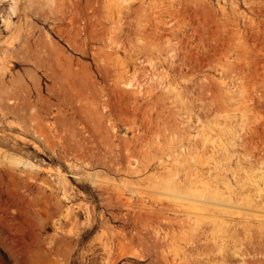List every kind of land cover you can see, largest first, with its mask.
<instances>
[{"label": "rangeland", "instance_id": "374dc122", "mask_svg": "<svg viewBox=\"0 0 264 264\" xmlns=\"http://www.w3.org/2000/svg\"><path fill=\"white\" fill-rule=\"evenodd\" d=\"M32 1L35 15L33 7L29 13L25 2H18L20 18H12L11 32L0 17V264H161L155 238L164 242L166 225L190 232L194 215L159 209L150 196L158 176L182 178L197 172L249 177L264 190V0H92L95 9L100 3L96 11L89 0H53L56 5H45L49 13L53 9L48 17L43 16L45 7ZM115 1L125 6L113 17ZM108 6L111 12L106 14ZM139 20L145 24H135ZM86 23L90 30L98 27L93 31L99 35L91 31L97 36L92 41L85 40L84 34L91 38ZM17 26L23 27L19 37ZM135 29L145 32L139 36L150 41V49L158 43L153 58L142 65L105 63L110 54L124 58ZM71 39L77 51L69 45ZM179 45L185 55L176 50ZM91 48L102 52L99 60ZM47 51L49 56L41 58ZM98 64L104 65L102 70ZM143 70V77L149 71V79L142 78ZM145 82L150 85L145 87ZM79 90L87 94L81 96ZM76 153L86 161L80 156L76 160ZM10 155L59 168L66 186L52 180L49 168L11 165ZM140 202L144 209L137 206ZM260 216L250 222V241L260 243L258 251L250 244L247 257H233L230 264H247L248 258L250 264H264V214ZM72 224L77 228L74 236L59 235L58 229ZM256 260L261 262H251Z\"/></svg>", "mask_w": 264, "mask_h": 264}, {"label": "bare ground", "instance_id": "6f19581e", "mask_svg": "<svg viewBox=\"0 0 264 264\" xmlns=\"http://www.w3.org/2000/svg\"><path fill=\"white\" fill-rule=\"evenodd\" d=\"M19 1H21V0H0V17L2 18V21L1 22H3V24H2V26L4 25V27L6 28V30H7V32H11V30L13 29H11V26H12V18H18V20H19V18H20V15H19V13L17 12V4H18V2ZM45 1V2H44ZM52 1V5H56V4H54V3H57L58 2V0H57V2H53V0H36V2H35V4H36V6L38 5L39 7L41 6V5H43V8L45 7V5H46V3H49V2H51ZM55 1V0H54ZM90 2L92 1V0H89ZM100 1H102V0H100ZM111 0H108V2H110ZM123 1V0H122ZM132 1V0H131ZM142 1V0H141ZM188 1H190V0H188ZM205 0H203V1H200V4L202 3L203 4V2H204ZM25 2V4H26V7L25 8H28V9H30V8H32L33 7V4H34V1H32V0H23V3ZM75 2H79L78 0H75ZM93 2V1H92ZM97 2V1H96ZM45 3V4H44ZM87 3H89V2H87ZM98 3H99V1H98ZM113 3V2H112ZM150 3V2H149ZM195 4H196V2H194ZM50 4V5H51ZM91 4V3H90ZM100 4V3H99ZM99 4L97 5L98 7H100L99 6ZM192 4V3H191ZM49 5V4H48ZM51 5V6H52ZM62 5V4H61ZM86 5H89V4H86ZM92 5V4H91ZM93 5H94V2H93ZM92 5V6H93ZM141 5H143V4H141ZM147 5H149V4H147ZM199 5V4H198ZM47 6V5H46ZM85 6V5H84ZM95 6H96V3H95V5H94V9H95ZM124 6L125 5H123V3L122 2H117V1H115V3H114V5H113V8H112V10H113V12H114V14L112 15L113 17L115 16V14H120V13H122V10H123V8H124ZM140 6V5H139ZM42 7V6H41ZM40 7V8H41ZM61 7V6H60ZM59 7V8H60ZM69 7H71V2H70V6ZM89 8L91 7V6H88ZM98 7H96V9L98 8ZM34 8H36V7H33L32 8V11H33V13L35 12L34 10ZM50 8V7H49ZM129 8V7H128ZM165 8V7H164ZM200 8H202V5H200ZM34 9V10H33ZM45 9V10H44ZM43 10L44 11H46L47 9H46V7L44 8ZM52 9V8H51ZM62 8H60L59 9V11L61 10ZM73 9V8H72ZM76 9V8H75ZM92 9H93V7H92ZM96 9H95V11H96ZM139 9H141V7H139ZM203 9V8H202ZM53 10V9H52ZM52 10H49L50 11V13H52ZM77 10V9H76ZM98 10H99V8H98ZM142 10V9H141ZM31 11V9L29 10V13L30 12H32ZM78 11H80V10H78ZM91 13H93L92 12V10H89ZM94 11V10H93ZM47 13H49L48 11H46ZM66 12V11H65ZM71 12V11H70ZM90 12H88V13H90ZM111 12V7L110 6H108L107 7V9H106V14H108V13H110ZM24 13H25V11H24ZM45 13V12H44ZM47 13H45V15L47 14ZM50 13L49 14H47V16H45V15H43L44 17H48V15H50ZM82 14L84 13V12H81ZM86 13V12H85ZM96 13V12H95ZM97 13H99V12H97ZM32 14V13H31ZM36 13H34L33 15H35ZM73 14V13H72ZM173 14V13H172ZM68 15V14H67ZM69 15H71V14H69ZM87 15H89V14H87ZM92 15V14H91ZM90 15V16H91ZM125 15V14H124ZM123 15V16H124ZM79 16V15H78ZM83 17H85V14H83L82 15ZM96 16V15H95ZM71 17H76V15H74V16H71ZM82 17V18H83ZM41 18V17H40ZM74 18H72L73 20H74ZM81 18V17H80ZM81 18V19H82ZM112 18V17H111ZM51 19H52V17H51ZM61 19V18H60ZM80 19V20H81ZM85 19V18H84ZM110 19V18H109ZM1 20V19H0ZM57 21H59L58 19H56ZM65 20V19H64ZM64 20H60L61 22L62 21H64ZM92 20H94V19H89L88 20V23L89 24H93V23H95L94 21H92ZM46 21V20H45ZM82 21H84V20H82ZM81 21V22H82ZM91 23H90V22ZM134 21H135V17H134ZM137 22H140V20L139 21H136L135 22V24L137 23ZM142 22V21H141ZM140 22V23H141ZM157 22H159V21H157ZM31 23V22H30ZM30 23H28L29 25H31ZM68 23V22H67ZM84 24H85V22H83ZM88 23H86L87 25H88ZM115 23V22H114ZM131 23V22H130ZM139 23V24H140ZM147 23V22H146ZM72 24V23H71ZM70 23H69V25H71ZM98 24V23H97ZM110 24H111V22H110ZM113 24V23H112ZM115 24H117V23H115ZM138 24V23H137ZM145 24V22H143V24L141 23L140 25H144ZM156 24V23H155ZM67 25V24H66ZM118 25H120L119 23H118ZM152 25V24H151ZM73 28V30H75L74 32H77L76 30H77V27H76V25H71ZM82 26V25H81ZM125 26V25H124ZM59 27H60V25H59ZM62 27H64V26H62ZM62 27H61V30H62ZM74 27H76V28H74ZM84 29H87L88 27L90 28V26L88 25L87 26V28H85L86 27V25H85V27L84 26H82ZM135 27L137 28V25H135ZM146 27V26H145ZM144 27V28H145ZM155 27V26H154ZM16 29V32H17V37H19V36H21L22 35V30H23V27L22 26H17V27H15ZM27 28V33L29 32V31H31V28H29L28 29V26L26 27ZM88 28V29H89ZM133 28V27H132ZM64 29H66L65 27H64ZM88 29L86 30V32H88ZM95 29H98V27L97 28H94L93 27V30H95ZM100 29V28H99ZM106 29V28H105ZM128 29V28H127ZM139 30H140V28H138ZM138 29H135L132 33H133V38H134V41L133 40H130V42L128 43V49H126L125 50V53H124V58L123 59H119L117 56H115L114 54H110V52H109V54L110 55H107V56H105V58L103 59V61L105 62V63H109V61L110 62H112V64L113 63H120L121 65H126V66H129V65H132V64H134L136 61V63H138V65H142L145 61H147V60H150L151 58H153V51H156V52H158L157 50H159L160 49V47L157 49V47H158V43L157 42H154L155 41V39H154V43L156 44V46H155V48L153 47V49H155V50H153V49H150L149 48V46H151V44L150 43H147V42H150V41H146V37L144 36V35H142V36H139L141 33L140 32H136V30H138ZM5 30V31H6ZM33 30V29H32ZM70 30V27H69V29H67L66 31L68 32ZM92 29L90 30L89 29V31L91 32V31H93ZM133 30V29H132ZM138 30V31H139ZM64 32V34H68L67 32H65V30H63ZM106 31V30H105ZM142 31H143V29H142ZM156 31V30H155ZM13 32V31H12ZM33 31H31L30 32V36H31V33H32ZM58 32H60V31H58ZM57 32V33H58ZM73 32V37L74 36H77V34L76 33H74ZM134 32L136 33V34H134ZM167 32V31H166ZM25 33V32H24ZM61 34H62V31L60 32ZM79 33H81V31L79 32ZM93 33H95L96 35H99L98 33H96V32H94L93 31ZM104 33V32H103ZM129 33V32H128ZM26 34V33H25ZM75 34V35H74ZM142 34H145V32L143 31V33ZM29 35H27V38H29L30 36ZM70 35V34H69ZM84 35H89V34H84ZM102 35H104V34H102ZM132 34L130 33V36H131ZM159 35H161V34H159ZM15 36V37H16ZM87 36H84V37H86V39L85 40H91L92 38H94V37H97V36H94V37H92V32H91V38L89 37V38H87ZM112 36H113V34H112ZM147 36V35H146ZM152 36V35H151ZM72 37V38H73ZM77 37H79V36H77ZM77 37H75V38H77ZM99 37V36H98ZM119 37V36H118ZM145 37V38H144ZM162 37H164L163 35H162ZM173 37V36H172ZM23 38H26V36H24ZM66 38L68 39V37L66 36ZM74 38V39H75ZM113 37H111V39H112ZM124 38V37H123ZM130 38V37H129ZM132 38V37H131ZM147 38H149V37H147ZM165 38V37H164ZM70 39V38H69ZM80 39V38H79ZM97 39V38H96ZM144 39H145V41H146V43L147 44H149V45H147L146 43H145V41H144ZM162 39V38H161ZM39 40V39H38ZM84 40V39H83ZM89 40V41H90ZM113 41H114V38L112 39ZM65 41H67V40H65ZM92 41V40H91ZM94 41V40H93ZM96 41V40H95ZM123 41V40H122ZM128 41V40H127ZM133 41V42H132ZM68 42H69V45H71L73 48H75V46H74V43H73V40L71 39V40H68ZM85 42V41H84ZM124 42V41H123ZM122 42V43H123ZM67 43V42H66ZM81 43V42H80ZM124 43H126V42H124ZM153 43V44H154ZM169 43V42H168ZM172 43V42H171ZM84 44V43H83ZM82 44V45H83ZM82 45H79L80 47L82 46ZM124 46H126V45H123V47ZM153 46V45H152ZM181 45H179L177 48H176V50L178 51V52H181V54H183V55H185V51H184V49H182V46L180 47ZM46 47V46H45ZM162 47V46H161ZM166 48H167V45L165 46ZM53 47H50V51H54V54H56L55 53V48H54V50H51ZM71 48V47H70ZM69 48V49H70ZM73 48H72V50H73ZM111 49V47H108V49ZM45 49V48H44ZM43 48H42V51L44 50ZM47 49V48H46ZM76 50L75 51H77V47L75 48ZM41 50V49H40ZM40 50H39V53H40ZM48 50V49H47ZM57 50H58V48H57ZM82 49H80L79 51H81ZM89 51L91 50V52L90 53H92V55H93V58H94V60H99V58H100V55L99 54H101L99 51V49H96V48H91V49H88ZM31 51H33V50H31ZM41 51V52H42ZM44 51H46V50H44ZM62 51V50H61ZM64 51V50H63ZM161 51V50H160ZM4 52V51H3ZM57 52V51H56ZM74 52V51H73ZM81 52H83V51H81ZM85 52V51H84ZM84 52H83V56H84ZM35 53H38V51L37 52H35ZM38 53V54H39ZM44 54H45V52H43ZM48 53H49V51H47L46 52V54H45V56H41V58H45V57H47L46 55H48ZM108 53V52H107ZM112 53V52H111ZM160 53V52H159ZM169 53H170V51H169V49H168V51H167V53H166V56L164 57V59H162L161 60V62L163 63V62H165V60L167 59V57L169 56ZM37 54V55H38ZM42 54V53H41ZM103 54H104V51H103ZM157 54V53H156ZM155 54V55H156ZM43 55V54H42ZM91 55V54H90ZM91 55V56H92ZM49 56V55H48ZM52 55H50V57H51ZM53 56H55V55H53ZM66 56V55H65ZM86 56V55H85ZM38 57V56H37ZM57 57H60V56H57V54H56V58ZM156 57V56H155ZM175 57V56H174ZM185 57H187V56H185ZM52 58V57H51ZM48 59V61L49 60H51L52 61V59ZM55 58V57H54ZM55 58V59H56ZM61 58V57H60ZM60 58H58L59 60H61ZM72 58V57H71ZM43 60H45V59H43ZM43 60H41V61H43ZM76 60V59H75ZM79 60V59H78ZM31 61H33V60H31ZM34 61H35V58H34ZM55 61H57V59L55 60ZM55 61H54V63H55ZM71 61V60H70ZM81 61V60H80ZM79 61V62H80ZM101 61V60H100ZM98 62V63H101V62ZM53 62V61H52ZM51 62V63H52ZM32 63V62H31ZM36 63V62H35ZM51 63H47L48 65L50 64L51 65ZM58 63V62H57ZM56 63V64H57ZM68 63H69V61H68ZM75 63V62H74ZM56 64H54L55 65V68L57 67H59L60 66V64H58L57 66H56ZM111 64V65H112ZM147 64V63H146ZM66 65V64H65ZM85 65V64H84ZM106 65V64H105ZM145 65V64H144ZM37 66H38V63H37ZM100 65L98 64V67H99ZM103 67H104V65H102ZM135 66V65H134ZM45 67H47V66H45ZM49 67V66H48ZM47 67V68H48ZM62 67V66H61ZM61 67H59V70H61L62 71V68ZM67 67H70V65L69 66H67ZM66 67V68H67ZM81 67V66H80ZM86 67V66H85ZM103 67L102 68H100V70H102L103 69ZM61 68V69H60ZM75 68V67H74ZM77 68V67H76ZM84 68V67H83ZM95 68H97V65H95ZM120 68V67H119ZM141 68V66H139L138 67V69H140ZM71 68H69V70H70ZM78 69V68H77ZM76 69V71H78ZM80 69V68H79ZM105 69V68H104ZM53 70H55L54 68H53ZM69 70H68V68H67V72L68 73H66V74H68V76H71L70 74H72L71 72L69 73ZM98 70V69H97ZM119 70V69H118ZM146 70H150V68L149 69H146ZM48 71H49V69H48ZM51 71V70H50ZM65 71V72H66ZM80 71V70H79ZM78 71V72H79ZM87 71V73H88V69L86 70ZM106 71V70H105ZM120 71V70H119ZM124 71V70H123ZM64 72V70L61 72L62 74H64L63 73ZM72 72H73V69H72ZM82 72H83V70H82ZM82 72H80V73H78V74H81ZM97 72V71H96ZM101 72H103V71H101ZM136 72V71H135ZM140 73L142 72V71H139ZM143 72H144V70H143ZM50 73H53V71H51ZM59 73V72H58ZM86 73V72H85ZM85 73H84V75H85ZM86 73V75H88ZM90 73V72H89ZM103 73H105V72H103ZM139 73V74H140ZM147 74H150L149 73V71H147L146 72ZM145 75V72L144 73H141V76L142 75ZM146 74V76L145 77H143L142 76V78H144V80H145V78L146 77H150L149 75H147ZM158 74V73H157ZM53 75V74H52ZM58 75V74H57ZM118 75H120V74H118ZM137 75V74H136ZM59 76V75H58ZM60 76H61V78H63L64 76H62L61 74H60ZM59 76V77H60ZM67 76V77H68ZM109 76V75H108ZM139 76V75H138ZM140 76V77H141ZM154 76V75H153ZM46 77H48L47 75H46ZM76 77V76H75ZM78 77V76H77ZM81 77V76H80ZM104 77V76H103ZM111 77V76H110ZM134 77H136L135 75H134ZM58 78V77H57ZM66 78V77H65ZM71 78H72V76H71ZM74 78V77H73ZM106 78H108V77H105L104 79L106 80ZM162 78V77H161ZM59 79V78H58ZM109 79V78H108ZM141 79V78H140ZM146 79H149V78H146ZM153 79V78H152ZM159 79V78H158ZM65 80H67V79H64V82L63 83H65ZM69 80V79H68ZM79 80V79H78ZM83 80V79H82ZM94 80V79H93ZM111 80H113L112 78H111ZM132 80V79H131ZM133 80H135V81H138L136 78L134 79L133 78ZM132 80V81H133ZM151 80V79H150ZM154 80V79H153ZM89 81V80H88ZM109 81H110V79H109ZM134 81V82H135ZM147 81V80H146ZM67 82H69V81H67ZM71 82V81H70ZM141 82V81H140ZM152 82V81H151ZM156 82V81H155ZM158 82V81H157ZM72 83V82H71ZM79 83V82H78ZM83 83V82H82ZM133 83V82H132ZM132 83L130 84V86L132 85ZM143 83H144V81L143 82H141V85H138L139 86V89H141V90H139V91H143V89H142V87H140V86H142L143 85ZM57 84H59V82L57 83ZM107 84V83H106ZM134 84V83H133ZM135 84H136V82H135ZM152 84V83H151ZM67 85V84H66ZM78 85V84H77ZM79 85H81V84H79ZM90 85H93V84H90ZM89 85V86H90ZM108 85V84H107ZM129 85V84H128ZM147 85H150V84H147ZM146 85V82H145V87L147 86ZM158 85V84H157ZM60 87L62 86V84L61 85H59ZM88 86V87H89ZM95 86V85H94ZM153 86V85H152ZM156 86V85H155ZM62 87H65L64 85L62 86ZM61 87V88H62ZM91 87V86H90ZM103 87V86H102ZM105 87V86H104ZM132 87V86H131ZM134 87V86H133ZM130 88V87H129ZM63 89V88H62ZM61 89V90H62ZM67 89V88H66ZM81 89H83V87L81 88ZM91 89L93 90V88L91 87ZM60 90V89H59ZM89 90V89H88ZM130 90H131V88H130ZM40 91V90H39ZM64 91H66L65 89H64ZM87 91V90H86ZM95 91H96V89H95ZM115 91V90H114ZM131 91H133V90H131ZM138 91V92H139ZM79 92H80V90H79ZM79 92H78V94H79ZM82 92V93H81ZM80 93H81V96H82V94H84V95H86L87 93H84L83 91H81ZM112 92V91H111ZM121 91H119V93H120ZM137 92V93H138ZM71 93V92H70ZM75 93V92H74ZM72 94V95H74L75 96V94ZM94 93V92H93ZM118 93V92H117ZM136 93V92H135ZM136 93V94H137ZM143 93V92H142ZM141 93V94H142ZM144 93H147V92H144ZM41 94V93H40ZM92 94V93H91ZM98 94V93H97ZM108 94H109V92H108ZM114 94V93H113ZM121 94V93H120ZM128 94V93H127ZM126 94V95H127ZM135 94V95H136ZM38 95H39V93H38ZM65 95V94H64ZM83 95V96H84ZM93 96H94V94H92ZM114 95H116V93L114 94ZM122 95V94H121ZM143 95V94H142ZM147 95H149V94H147ZM56 96H59V94L57 95L56 94ZM74 96H73V98H74ZM80 96V95H79ZM96 96V95H95ZM138 96H140V95H138ZM60 97V96H59ZM76 97V96H75ZM77 97H78V95H77ZM107 97H108V95H107ZM119 97H120V95H119ZM79 98V97H78ZM121 98V97H120ZM120 98H119V100H120ZM126 98V97H125ZM125 98H124V100H125ZM75 99V98H74ZM82 99H84V98H82ZM82 99H80V100H82ZM86 99V98H85ZM117 99H118V97H117ZM144 99V98H143ZM93 100H95L96 101V99H93ZM118 100V101H119ZM123 100V101H124ZM127 100V99H126ZM125 100V101H126ZM106 101H107V99H106ZM121 101H122V98H121ZM122 101V102H123ZM124 101V102H125ZM147 101V100H146ZM45 102V101H44ZM48 103V102H47ZM46 103V104H47ZM91 103V102H90ZM108 103H109V101H108ZM121 103V102H120ZM119 103V104H120ZM126 103V102H125ZM41 104V103H40ZM45 104V103H44ZM45 104V105H46ZM94 104H95V102H94ZM97 104V103H96ZM124 104V103H123ZM42 105V104H41ZM45 105H43L42 107H43V110H45L46 109V106ZM108 105V104H107ZM106 105V106H107ZM125 105H127V104H125ZM113 106V105H112ZM121 106H122V104H121ZM47 107L49 108V104L47 105ZM123 107H124V105H123ZM30 108L32 109V107H31V105H30ZM34 108V107H33ZM93 108V107H92ZM147 108V107H146ZM156 108V107H155ZM31 109H29V111L31 110ZM57 109V108H56ZM89 109V108H88ZM40 110V109H39ZM97 110V109H96ZM96 110H94V112L96 111ZM124 110V109H123ZM126 110V109H125ZM49 111H50V108H49ZM82 111V110H81ZM138 111H140V110H138ZM32 112H34V113H32V114H38V112L36 111H32ZM84 112V111H83ZM141 112H143V111H141ZM98 113V112H97ZM48 114V113H47ZM117 114V113H116ZM142 114V113H141ZM86 115V114H85ZM98 115H99V113H98ZM143 115V114H142ZM35 116V115H34ZM38 116H39V114H38ZM90 116V115H89ZM100 116V115H99ZM37 117V116H36ZM78 117H79V115H78ZM93 117V116H92ZM96 117H98V116H96ZM101 117V116H100ZM139 118V117H138ZM131 119V118H130ZM147 121H149L150 120V118L149 119H147V118H145ZM30 121H33L32 119L30 120ZM40 122V121H39ZM30 123V122H29ZM42 123H44V122H42ZM98 123V122H97ZM37 124V123H36ZM35 124V125H36ZM147 124V123H146ZM34 125V126H35ZM39 125H40V129H42V128H44L40 123H39ZM30 126L32 127L33 125H31L30 124ZM28 127H29V125H28ZM37 127H38V125H37ZM42 127V128H41ZM33 128H35V127H33ZM33 128H30V129H32V131L34 130ZM29 129V128H28ZM39 128H37V130H38ZM39 129V130H40ZM99 130V129H98ZM35 131V130H34ZM40 131H42V130H40ZM101 131V130H100ZM29 132V131H28ZM38 132V131H37ZM31 133V132H30ZM34 133H36V132H34ZM39 133V132H38ZM43 133V132H42ZM153 133V132H152ZM40 134V133H39ZM39 134L37 135V136H39ZM93 134V133H92ZM91 134V135H92ZM110 134V133H109ZM112 134V133H111ZM36 135V134H35ZM44 135V134H43ZM95 135H98V134H95ZM100 135V134H99ZM0 137H2L1 135H0ZM103 137V136H102ZM105 137V136H104ZM97 138H98V136H97ZM106 138V137H105ZM104 138V139H105ZM111 138V137H110ZM1 139V138H0ZM2 140V139H1ZM106 140V139H105ZM204 140H206V138H204ZM96 141V140H95ZM208 141V140H207ZM142 142V141H141ZM141 142H139V143H141ZM2 143H3V141H2ZM97 143V142H96ZM103 143H105V141L103 142ZM136 143H138V142H136ZM204 145V144H203ZM2 146V145H1ZM136 146V145H135ZM128 146H123L122 148H124V150H125V148H127ZM141 147V146H140ZM76 149V148H75ZM2 150V149H1ZM5 150V149H4ZM106 150V149H105ZM123 150V151H124ZM139 150V149H138ZM19 151V150H18ZM75 152H77V150H74ZM83 151H84V153H85V151L86 150H84L83 149ZM135 151H137V150H135ZM7 152V151H6ZM17 152V151H16ZM22 152V151H21ZM24 152V151H23ZM27 152V151H26ZM25 152V153H26ZM28 153H30V152H28ZM78 153H79V151H78ZM78 153H76V155H74V157L75 156H77V157H75V159L76 158H78L79 159V156L80 155H77ZM92 153V152H91ZM107 153V152H106ZM137 153V152H136ZM9 154V153H8ZM33 154V153H32ZM32 154H31V157H33L32 156ZM90 154V153H89ZM124 154V153H123ZM131 154V153H130ZM133 154V153H132ZM129 155V156H133V155ZM26 155H28V154H26ZM128 155V154H127ZM135 155V154H134ZM136 155H138V153L136 154ZM29 156V155H28ZM28 156L26 157L25 156V158L24 157H22V156H18V155H15V156H13V155H10V157L8 156V161H9V163L11 164V165H20V164H26L28 167H31V168H33V167H44V169H45V171H46V168H49V174L51 175V177L53 178L52 180H54V182L59 186V187H61V188H64V186H66L65 184H66V178H65V176L64 175H62L61 174V172H60V169L59 168H55L54 170L52 169H50V167L48 166H45L44 165V162H42V161H34V160H37V157H36V159L33 157V161L31 160V159H29L28 158ZM83 156H85V155H83ZM86 156L88 157L89 156V159L91 158V156L90 155H88L87 153H86ZM7 158V157H6ZM83 158V157H82ZM81 158V156H80V159H82ZM85 158V157H84ZM82 159V161L83 160H85V159ZM125 158V157H124ZM126 158H127V156H126ZM130 158V157H129ZM127 159V161L128 160H130V159ZM145 158V157H144ZM40 159V158H39ZM78 159H76V160H78ZM187 159V158H186ZM86 161V160H85ZM127 161H126V163H127ZM177 161V160H176ZM181 160H179V163H181L180 162ZM186 162V161H185ZM129 163V162H128ZM127 163V165L129 166V164ZM186 163H188V162H186ZM45 164H47V163H45ZM161 164V163H160ZM202 164V163H201ZM25 165V166H26ZM136 165V164H135ZM145 165H146V163H145ZM143 166H144V164H143ZM37 169H39V168H37ZM188 173H189V170H188ZM53 182V183H54ZM55 184V185H56ZM152 184H154L155 186H153V194H150V196L151 195H153L154 196V199H155V201L156 202H158V205H160V208L159 209H172V210H175V211H178V212H182V213H185V214H193L194 215V222L190 225V227H191V233L189 232V231H187V230H185L184 229V227H181V226H179V225H176V230H174V229H171L170 227H169V225H166L167 227H166V233L164 234V242H160V240L159 239H157V238H155V241H154V250H155V252H156V254L161 258V260H162V262H161V264H230V260H231V258H233V257H236V256H244V254H245V257H247V255L249 254L248 253V250L250 249V247L248 248V246H250V244H252V247L254 248V251L253 252H255V251H258L257 249H258V247L257 246H259L260 245V243L259 242H256V240H253V241H250V228H251V226H250V222H251V218H261V214L263 215L264 214V193H263V189H261L260 188V186L255 182V180L253 179V180H251L249 177H238V176H226V177H214V176H211V175H209V176H207V177H205L203 174H199V173H197L196 172V174H194V175H185V177H182V178H180V177H170V176H158L156 179H155V181L153 180L152 181ZM54 185V186H55ZM234 185V186H233ZM60 188V189H61ZM64 190V189H63ZM237 190V191H236ZM66 191V190H65ZM145 194V193H144ZM234 195L235 196H237V197H234ZM147 198H149V196L147 197ZM124 201H126V199H124ZM130 201V200H129ZM151 201V200H150ZM122 202H123V199H122ZM119 204L118 205H122L121 204V202H118ZM153 203V202H152ZM108 204H110V203H108ZM132 204H134V202L132 203ZM135 204H136V202H135ZM147 204V203H146ZM127 205H128V203H127ZM139 205H140V209H144L146 206H145V204H144V202H140V204H138L137 203V206L139 207ZM133 206V205H132ZM136 207V206H135ZM137 207V208H138ZM150 207V206H149ZM153 207H154V205H153ZM260 214V215H259ZM235 218H237V221L236 220H234ZM238 224H242V226H240V225H238ZM258 226V225H257ZM176 231V232H175ZM58 232H59V235H61V236H63V235H66V236H70V237H72V236H74L75 235V233L77 232V228H76V226H75V224H72L68 229H58ZM180 244H184V247H181V245ZM63 247V246H62ZM225 248H227V249H225ZM63 249V248H62ZM243 251H245V252H243ZM241 252H243V253H241ZM251 262H254V263H258V262H261V261H251ZM245 263H247V264H250V259L248 258L247 260H245Z\"/></svg>", "mask_w": 264, "mask_h": 264}]
</instances>
